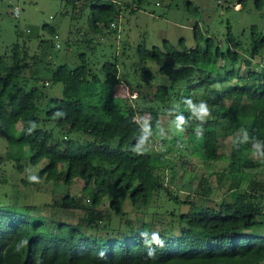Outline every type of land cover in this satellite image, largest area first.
<instances>
[{
	"label": "trees",
	"instance_id": "1",
	"mask_svg": "<svg viewBox=\"0 0 264 264\" xmlns=\"http://www.w3.org/2000/svg\"><path fill=\"white\" fill-rule=\"evenodd\" d=\"M151 1L126 5L134 14ZM216 1L226 3L222 7L228 10L232 2L242 10L248 3ZM65 2L74 9L90 7V29L102 38L116 30L126 9L117 0ZM255 4L262 9L264 0ZM194 31V48H186L184 41L182 49L168 41L164 50L138 45L141 61L166 59L159 72L169 84H155V74L146 66L138 69V84L148 95L134 104L117 102L116 92L124 86L117 61L105 60L97 69L81 53L74 68H52L19 42L9 55H0V130L8 141L6 158L16 161L20 171L27 152L33 166L47 160L39 177L65 188L63 196L43 206L0 200V264H264V233L259 232L264 230V161L259 159L264 153V64L254 65L264 51V33L251 28L252 46L244 58L230 25L227 51L220 46L214 50V39H205L198 23ZM50 46L41 42L43 49ZM51 84H62V96L46 93L43 88ZM201 103L207 116L196 111ZM161 112L176 120L185 138L199 143L195 148L203 162L228 161L227 169L217 173V187L226 192L216 205L198 204L190 195L184 201L168 189L163 172L173 168L172 159L161 149L147 151L161 126ZM145 114L151 130L138 119ZM227 139L232 143L228 154L221 144ZM113 141L116 147L110 145ZM78 181L83 183L80 194H72L70 188ZM208 182L202 177L200 197L214 192ZM184 203L190 206L186 211L181 209ZM126 204L133 212L169 219L157 220V227L153 219L131 224ZM58 210L79 213L68 220ZM154 232L164 247L153 245L155 258L149 259L145 242Z\"/></svg>",
	"mask_w": 264,
	"mask_h": 264
},
{
	"label": "rangeland",
	"instance_id": "2",
	"mask_svg": "<svg viewBox=\"0 0 264 264\" xmlns=\"http://www.w3.org/2000/svg\"><path fill=\"white\" fill-rule=\"evenodd\" d=\"M117 1L126 9L116 21V30L106 31L105 37L102 38L100 35H94L90 29L89 18L92 13L90 7L83 10L74 9L67 2L59 0H0V55H9L13 45L19 42L26 43L31 55H38L41 61L50 64L52 68L61 64H68L74 68L82 60L81 53H85L87 59L97 69L105 60L117 61L120 76L124 81V86L119 87L116 92L117 102L134 104L148 95V91L138 84L141 79L138 69L146 66L154 72L155 84H169L168 78L161 76L159 72L166 59L162 57L141 61L136 53L139 44L144 42L150 50L153 47L164 50L165 41H168L171 45L182 49L181 42L184 41L186 48H194L198 44L194 31L198 23L204 38L214 39V50L220 46L223 51H227L230 25L241 41L242 56L249 58L248 53L252 46L251 28L255 26L258 31L264 33V6L258 9L255 0H248L243 10L238 2L229 4L228 10L222 7L226 3L221 1L222 6H219L216 0H152L149 5L134 14L126 5L132 0ZM195 9L199 10V13H196ZM50 29H55L56 33H51ZM41 42L52 47L43 49ZM205 44V41L201 42V45ZM254 61L256 68L260 62L264 64V51ZM43 62H40L38 68L42 67ZM219 64L225 63L221 60ZM241 66L245 67L243 62ZM43 89L49 96H62V84H51ZM134 92H137L136 99L132 98ZM161 113V126L153 132V143L148 146L147 151L161 149L172 159L173 168L163 172L168 189L184 201L190 195L198 204L216 205L226 192V188L217 187V173L227 169L228 161L203 162L199 150L196 149L199 143L190 142L189 138L184 137L176 120L165 112ZM211 115L210 112L209 116ZM138 119L146 129L151 130L149 115H140ZM175 137L179 139L178 143ZM221 144L228 154L231 149V139ZM110 145L116 147L117 141H113ZM7 146L8 141L0 130V200L7 203L12 199L17 205L43 206L46 202L63 196L65 190L63 185L39 177V171L47 160L33 166L30 162V154L27 152L22 159L23 168L20 171L15 164L16 161H9L6 158ZM3 177L7 182L1 185L4 181ZM202 177L209 181L212 189H215L207 197H200L198 194L200 192L198 185ZM259 177L262 178L260 175ZM82 186L81 181L76 182L70 188L71 193L80 194ZM246 186L247 184H244V187ZM107 206L108 201L105 207ZM125 206V209L131 212L129 215L131 224L136 222L140 225L143 221L150 223L153 219L157 227L160 225L157 220L162 222L169 219L164 216L152 217L150 214L136 213L131 210V205ZM189 207L186 203L181 205L182 211L188 210ZM42 213L49 215V210L44 207ZM78 213L71 210L57 211L58 216L61 215L60 217L68 220H76ZM259 232L264 233V230L261 229Z\"/></svg>",
	"mask_w": 264,
	"mask_h": 264
},
{
	"label": "clouds",
	"instance_id": "3",
	"mask_svg": "<svg viewBox=\"0 0 264 264\" xmlns=\"http://www.w3.org/2000/svg\"><path fill=\"white\" fill-rule=\"evenodd\" d=\"M196 111L199 113L200 117H204V116L208 115V109L204 105V103H201L200 107L198 109H196ZM241 132L243 133L245 138H247L246 130L241 129ZM252 154H253L254 157L257 156L256 152H253ZM259 157H260L259 159L261 161H264V153H259ZM145 234H146V232L141 233V235H145ZM153 245H155L156 247H160V248L164 247V241H163V239H161L159 233L154 232L153 235H152L151 241H146L145 242V247L148 249L147 257L149 259H154L155 258V247H153ZM100 255L103 256L104 253H100Z\"/></svg>",
	"mask_w": 264,
	"mask_h": 264
},
{
	"label": "built area",
	"instance_id": "4",
	"mask_svg": "<svg viewBox=\"0 0 264 264\" xmlns=\"http://www.w3.org/2000/svg\"><path fill=\"white\" fill-rule=\"evenodd\" d=\"M59 1H66V0H59ZM16 14H19V8H16ZM137 97V92L132 93V98H136Z\"/></svg>",
	"mask_w": 264,
	"mask_h": 264
}]
</instances>
